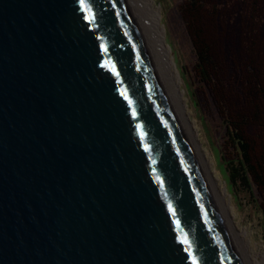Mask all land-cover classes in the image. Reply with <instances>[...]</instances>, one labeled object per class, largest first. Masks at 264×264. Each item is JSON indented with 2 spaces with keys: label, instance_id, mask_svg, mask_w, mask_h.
Segmentation results:
<instances>
[{
  "label": "water",
  "instance_id": "water-1",
  "mask_svg": "<svg viewBox=\"0 0 264 264\" xmlns=\"http://www.w3.org/2000/svg\"><path fill=\"white\" fill-rule=\"evenodd\" d=\"M0 264H243L126 0H0Z\"/></svg>",
  "mask_w": 264,
  "mask_h": 264
},
{
  "label": "trees",
  "instance_id": "trees-1",
  "mask_svg": "<svg viewBox=\"0 0 264 264\" xmlns=\"http://www.w3.org/2000/svg\"><path fill=\"white\" fill-rule=\"evenodd\" d=\"M230 1L184 0L179 14L199 83L215 93L224 140L235 150L234 160L223 158L229 181L264 209V139L251 134L264 130L263 21L257 0L238 14L223 10Z\"/></svg>",
  "mask_w": 264,
  "mask_h": 264
},
{
  "label": "rangeland",
  "instance_id": "rangeland-1",
  "mask_svg": "<svg viewBox=\"0 0 264 264\" xmlns=\"http://www.w3.org/2000/svg\"><path fill=\"white\" fill-rule=\"evenodd\" d=\"M159 10V22L163 28V41L169 49L178 77L179 90L183 93L186 114L193 123L196 138L202 153L208 159L209 168L224 200L233 222L239 231H243L250 249L255 254H264V209L255 196L244 188L232 186L225 170L224 160L235 159V150L224 140L220 121V108L211 87L199 82L193 68L194 57L179 14V6L184 0H152ZM253 0H231L225 9L244 13L250 12ZM257 13L263 21L264 34V0H257ZM230 8H229V7ZM235 37L234 39H236ZM252 135L264 130L253 129ZM224 192V193H223ZM264 260V255H263Z\"/></svg>",
  "mask_w": 264,
  "mask_h": 264
},
{
  "label": "bare ground",
  "instance_id": "bare-ground-1",
  "mask_svg": "<svg viewBox=\"0 0 264 264\" xmlns=\"http://www.w3.org/2000/svg\"><path fill=\"white\" fill-rule=\"evenodd\" d=\"M137 24L149 46V49L155 59L164 83L171 96L173 104L179 115L181 123L187 134L189 142L199 162L205 179L209 185L212 195L215 199L217 207L220 211L222 219L232 239V242L239 254L243 264H264L263 255L255 254L246 240V235L243 231H239L230 215L226 206L224 195L222 194L214 177L212 176L208 159L202 153L200 144L196 138V132L193 123L190 122L186 114L183 93L179 90L180 78L177 75L172 60L169 59V49L163 41V28L159 22V10L153 6L152 0H126ZM224 193V192H223Z\"/></svg>",
  "mask_w": 264,
  "mask_h": 264
}]
</instances>
